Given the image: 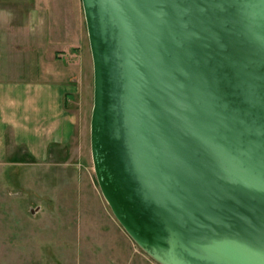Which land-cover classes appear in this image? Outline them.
<instances>
[{
    "label": "water",
    "instance_id": "obj_1",
    "mask_svg": "<svg viewBox=\"0 0 264 264\" xmlns=\"http://www.w3.org/2000/svg\"><path fill=\"white\" fill-rule=\"evenodd\" d=\"M91 150L161 264H264V0H82Z\"/></svg>",
    "mask_w": 264,
    "mask_h": 264
},
{
    "label": "rangeland",
    "instance_id": "obj_2",
    "mask_svg": "<svg viewBox=\"0 0 264 264\" xmlns=\"http://www.w3.org/2000/svg\"><path fill=\"white\" fill-rule=\"evenodd\" d=\"M37 10L60 17L48 42L62 52L51 57L67 61L74 51L84 58L72 81L79 90L65 98L75 130L45 159L20 147L0 161V264H161L121 225L97 180L91 150L94 64L82 0H0L4 45L31 43L34 23L28 17ZM22 71L30 76L29 68Z\"/></svg>",
    "mask_w": 264,
    "mask_h": 264
},
{
    "label": "crops",
    "instance_id": "obj_3",
    "mask_svg": "<svg viewBox=\"0 0 264 264\" xmlns=\"http://www.w3.org/2000/svg\"><path fill=\"white\" fill-rule=\"evenodd\" d=\"M2 18L0 15V20ZM14 18H20L19 14ZM59 19L56 12L51 15L44 10L32 13L28 17L34 23L29 31L31 43L22 47V44L4 45V27L0 22L3 43H0V161L7 157L11 148L20 147L45 159L52 145L65 143L75 130L76 121L65 106V98L66 93L74 95L79 90L72 81L77 77V64L84 58L75 57L74 51L68 62L59 55L51 57L62 52L52 49L48 42ZM80 44L84 43L80 40ZM12 68L16 69L11 70L13 75L7 70ZM25 68H29L30 76H25L23 71L19 73Z\"/></svg>",
    "mask_w": 264,
    "mask_h": 264
}]
</instances>
